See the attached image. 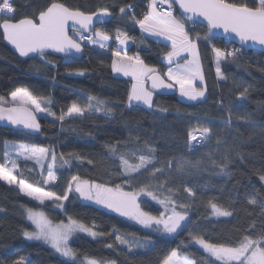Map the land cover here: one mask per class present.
<instances>
[{
	"label": "trees",
	"instance_id": "1",
	"mask_svg": "<svg viewBox=\"0 0 264 264\" xmlns=\"http://www.w3.org/2000/svg\"><path fill=\"white\" fill-rule=\"evenodd\" d=\"M51 0H14L15 19L32 16L44 9ZM72 9L85 13L108 7L113 18L100 26L112 35L108 51L82 42L85 55L73 60L51 53L41 61L21 58L4 42L0 31V97L10 100L12 91L28 88L34 95L51 99L47 105L59 116L67 112L73 103L86 106L89 97H96L112 108L111 118L103 113H86L82 119L65 118L60 121L47 114L39 117L41 129L27 133L0 125V163L4 162L5 149L9 145L27 144L54 150L57 156L64 154L70 164L61 166L57 161L58 182L52 186L43 184L38 166L32 161L18 160V174L45 190L63 195L72 175L96 182H121L115 173L108 145L120 149L143 148L145 142L155 148L156 167L164 169L159 181L149 173L138 176L133 186L151 183L162 184L173 189L172 194L185 202L191 201L184 188L191 187L196 193L195 202L188 208L185 227L175 236H166L144 228L102 206L84 203L78 194L70 193L63 201L64 208L53 201L40 204L19 191L18 188L0 181V264H12L24 256L29 264H71L52 248L23 236L24 231L33 230L27 220L26 209L42 210L54 222H66L69 215L88 225L93 222L98 230L119 233L136 239L143 247L120 245L115 235L97 237L83 233L75 234L70 242L77 253L75 264H85V258H96L103 264H161L172 251L178 250L181 257L187 256L196 264H212L213 258L192 244V233L201 234L213 242H232L247 232L254 236L264 230V54L256 52L257 58L241 60L226 57L220 68L225 79L216 75V57L211 47H225V41L211 37L209 30L199 24L184 21L193 39L197 36L200 62L203 69L207 97L200 102L174 101L172 97L155 95L153 109L140 106L128 108L127 95L131 80L119 77L111 71L112 51L116 50L117 30L127 32L134 38L129 47L130 56L139 57L149 66L163 74L167 68L165 53L170 45L142 33L132 22L146 11L148 0H59ZM252 6L258 0H235ZM134 4L133 13L127 8ZM125 7L121 19L119 9ZM174 15L180 16L179 11ZM192 25V29L189 26ZM207 36L208 39L204 37ZM85 72L82 76L76 72ZM247 87L243 98L238 93ZM246 117L247 119H243ZM212 129L211 140L194 152L188 151V133L196 129ZM76 154L83 160L72 159ZM228 158L226 173H220L219 165ZM92 163H88V160ZM216 163L213 164L212 161ZM184 162V168H180ZM193 165H197L193 167ZM171 173V175H169ZM128 190V185H125ZM157 195L166 193L157 192ZM256 198L251 205L247 199ZM142 208L158 214L162 207L151 198L139 197ZM208 201L217 203L233 212L231 217H215ZM112 244L113 247H107Z\"/></svg>",
	"mask_w": 264,
	"mask_h": 264
},
{
	"label": "snow or ice",
	"instance_id": "2",
	"mask_svg": "<svg viewBox=\"0 0 264 264\" xmlns=\"http://www.w3.org/2000/svg\"><path fill=\"white\" fill-rule=\"evenodd\" d=\"M164 5H167L165 10ZM178 6V8L176 7ZM131 7V6H129ZM121 19L126 14L125 7L119 9ZM179 11L180 16L174 15ZM112 15L109 8L100 7L96 12L85 13L79 9H72L59 0L51 2L37 14L15 19V8L10 0H0V31L3 39L6 40L20 57L34 59L39 57L45 61V57L51 53H59L64 56H72L73 53H82V42L87 41L89 45L107 50L108 41L112 35L97 25L105 23V17ZM201 18L206 21L209 32L222 29L225 34L231 33L239 38L241 42L252 41L264 45V0H258L249 6L247 3H236L235 0H148L146 11L142 17H132V22L139 27L142 33L149 36L162 37L170 42L164 59L169 67L166 73L160 74L155 67L147 65L139 55L130 56L126 51L113 50L111 71L114 74H122L131 78V87L128 90L127 101L129 107L133 102L143 104L147 108H153L154 90L172 89L178 87L179 95L188 101L206 99V87L196 86V81L204 83L202 66L198 53L197 41L199 36L193 39L186 28L185 20H196ZM71 33V34H70ZM208 39L207 36L204 37ZM130 39L127 32L117 30L115 40L120 46H126ZM212 51L216 57V75L220 80L225 77L220 68L221 59L228 56H235L236 51L225 52L221 48L213 46ZM183 56V63L180 62ZM175 65L174 67L172 65ZM83 75V72H79ZM166 77V80L165 78ZM249 91L244 87L238 93L243 98ZM10 102L0 97V121H7L10 125L23 126L24 129H31L39 132L41 124L37 113H46L60 121L61 125L65 118L82 119L86 113H103L111 118L112 108L104 101L96 97H89L86 106L73 103L67 112L59 116L47 105H51L49 98L34 95L28 88L19 87L10 94ZM243 119H247L243 117ZM212 129L204 127L188 133L189 141H196L203 144L211 140ZM110 158L115 165V173L122 178L121 182H96L83 179L79 175H72L67 183L63 195L53 190H45L39 184L28 182L18 174V159L34 161L41 170L42 177L47 163L46 177L43 184H55L57 176L54 169L59 160L61 166L69 165V159L64 154L58 157L54 150L44 147L28 146L24 144L13 145L15 159L5 149L4 162L0 163V181L16 185L21 193L44 204L46 200L53 201L57 207L63 209V201L69 200V194H78V198L89 201L95 205L102 206L121 217L135 221L144 228H150L164 234H174L188 220V208L195 202L197 193L191 187L184 188L187 197L191 201L185 202L172 194L173 189L168 187V182L162 184L151 183L144 185H132V181L138 176L149 173L150 176L159 181L164 175V169L156 167L157 157L155 148L145 142L143 148L120 149L116 145H108ZM72 159L83 160V157L69 153ZM88 163H92L89 159ZM216 163L215 160L212 161ZM229 160L226 157L219 165L220 173L227 172ZM197 165H193L196 167ZM180 168H184V162H180ZM171 175V173H169ZM264 181V175L260 177ZM128 185V190H125ZM166 193L157 195L156 193ZM150 197L163 207V211L152 214L142 208L139 197L141 195ZM247 203L255 205L256 198L250 197ZM211 214L217 217H231L233 212L208 201ZM264 207V205H262ZM27 219L34 226L31 231H24L23 236L27 240L43 241L56 253L75 264L77 253L70 247L69 239L75 233H86L93 239L115 235V240L129 251L133 248L143 247L138 240L119 233H108L98 230L93 222L86 224L79 218L69 215L67 223L61 221L55 225L42 210L27 208ZM191 239L195 244L200 245L210 258L212 264H264V230L254 236L251 232L243 234L232 242H213L201 234L192 233ZM112 248V244H107ZM12 264H29L24 256L17 257ZM85 264H103L96 258H85ZM161 264H196L193 259L186 255L181 257L178 250H172L161 262Z\"/></svg>",
	"mask_w": 264,
	"mask_h": 264
},
{
	"label": "water",
	"instance_id": "3",
	"mask_svg": "<svg viewBox=\"0 0 264 264\" xmlns=\"http://www.w3.org/2000/svg\"><path fill=\"white\" fill-rule=\"evenodd\" d=\"M176 7L178 8V6H176ZM112 18H113V15H110L108 17H105L104 18L105 19V23L104 24L97 25V26L100 27V26L106 25L108 22L111 21ZM186 21L193 22V23H196V24H199V25H202V26L206 27V21H202L201 18H196L195 21L194 20H186ZM209 34H210L211 37H217V38H220V39H224V40L229 41L232 44H235L237 46H241V47H243V48H245L247 50H250V51H258V52H261V53L264 54V45H260V44H258L256 42H252V41L241 42L239 40V38L236 37L234 34H231V33L225 34L222 29L212 30L211 32H209ZM4 42L16 54H18L16 52V50L13 48L12 45H10L6 40H4ZM82 46H83V52L82 53H73L72 56H64L63 54H59V53H54V54L61 55L63 57L70 58V59H73V60H80L85 55L84 45H82ZM21 58L28 59V58H25V57H21ZM165 80H166V78H165ZM154 93L156 95H160V96H163V97H172V96H175L177 94V87H174L172 89H159V90H154ZM0 125L1 126H4V127H7V128L15 129V130H18V131L27 132V133H37V132H35V131L31 130V129H24L23 126L10 125L7 121H0Z\"/></svg>",
	"mask_w": 264,
	"mask_h": 264
},
{
	"label": "rangeland",
	"instance_id": "4",
	"mask_svg": "<svg viewBox=\"0 0 264 264\" xmlns=\"http://www.w3.org/2000/svg\"><path fill=\"white\" fill-rule=\"evenodd\" d=\"M165 7H167V5H164ZM190 35V34H189ZM190 37H192L191 35H190ZM152 38H154L155 40H163V39H160V38H162V37H155V36H152ZM166 43H168L169 45H170V42L169 41H167ZM133 44V39H130L129 40V42H128V44L126 45V46H120V45H118V43H117V48H116V50H120V51H122V52H124V51H126L127 52V54L128 55H130L129 53H128V49H129V47L131 46ZM99 48V47H98ZM198 53H199V51H198ZM132 56H135V55H132ZM200 57V56H199ZM164 62L166 63V65H167V68H166V70H165V73L167 72V69H168V67H169V65H168V63H167V61L164 59ZM180 62L181 63H183V56L181 57V59H180ZM173 67L175 66L174 64L172 65ZM202 66V65H201ZM79 72H83V71H79ZM79 72H76L74 75H77V76H82V75H79L78 73ZM202 73H203V69H202ZM85 74V72H83V75ZM115 75H117V76H119V77H123V78H127V79H129V80H131V78L130 77H125V76H123L122 74H115ZM203 76H204V74H203ZM166 78V77H165ZM196 86H198V87H206L205 86V80H204V83L203 84H201V82L199 81V80H197L196 82ZM155 93H154V95H153V102H154V99H155ZM206 97H207V89H206ZM10 100H11V97H10ZM10 100L8 101V102H10ZM172 100H174V101H184V102H200V101H203V100H205V99H201V100H198V101H188V100H186L185 98H182L180 95H179V90H178V87H177V94H176V98H172ZM136 106H140V107H143V108H146V109H149V108H147L145 105H143V104H139V103H136V102H133V104H132V106L131 107H129V104H128V102H127V107L128 108H132V107H136ZM153 107H154V103H153ZM151 109H153V108H151ZM150 110V109H149ZM46 113H37L36 115H37V117L39 118V117H41V116H43V115H45ZM193 144H195L196 146H199L200 144L199 143H197L196 141H193L192 142ZM204 144V143H203ZM14 145H20V144H14ZM24 145H27V144H24ZM202 145V144H201ZM12 146L13 145H9V149H8V151H9V153L11 154V156H12V158H16L15 157V152L13 151V148H12ZM28 146H31V145H28ZM199 149V148H198ZM18 160H23V161H25L22 157L21 158H19ZM32 162H34V161H32ZM49 161H45L44 163H45V171H44V177H46V169H47V163H48ZM35 163V162H34ZM38 166V165H37ZM38 168H39V166H38ZM57 168V167H56ZM56 168L54 169V171H55V173H56ZM39 171L41 172V170H40V168H39ZM3 182H5V181H3ZM57 182H58V178H57ZM56 182V183H57ZM6 184H8L7 182H5ZM55 183V184H56ZM55 184H47L46 186H49V187H52V186H54ZM8 185H10V184H8ZM10 186H13V187H16V185H14V184H12V185H10ZM17 188V187H16ZM26 196V195H25ZM28 197V196H27ZM30 198V197H29ZM150 198V197H149ZM47 201H50V200H46L45 202H47ZM81 201L82 202H84V203H92V202H89V201H83L82 199H81ZM156 204H158L157 202H155ZM161 206V205H160ZM162 207V206H161ZM162 211H163V207H162ZM47 216V215H46ZM26 217H27V213H26ZM48 217V216H47ZM215 217H217V216H215ZM49 218V217H48ZM125 219H128V218H126V217H124ZM50 219V218H49ZM28 220V219H27ZM51 220V219H50ZM128 220H130V219H128ZM29 221V220H28ZM52 221V220H51ZM130 221H133V220H130ZM30 222V221H29ZM53 222V225H55V224H57L58 222H54V221H52ZM134 223H136L135 221H133ZM31 223V222H30ZM65 223H67V221L65 222ZM137 224V223H136ZM139 225V224H138ZM141 226V225H140ZM34 227V226H33ZM143 227V226H142ZM147 229H150V228H147ZM182 229V228H181ZM181 229H179L176 233H174V234H164V233H162V232H158V233H160V234H163V235H166V236H175V235H177L180 231H181ZM151 230H153V229H151ZM157 232V231H156ZM75 234H78V233H75ZM75 234H73V236L69 239V245H70V242H71V240L73 239V237H74V235ZM83 234H86V233H83ZM35 241V240H34ZM38 242H41V243H43V241H38ZM44 245H46V246H48V247H50L49 245H47V244H45V243H43ZM192 244L193 245H195V246H197V247H199L202 251H203V249L201 248V246L200 245H197V244H195V242L194 241H192ZM51 248V247H50ZM54 250V249H53ZM55 251V250H54ZM59 254V253H58ZM207 254V253H206ZM60 255V254H59ZM61 256V255H60ZM62 257V256H61ZM62 258H64V257H62ZM64 259H66V258H64ZM68 260V259H67ZM109 264H112V263H109Z\"/></svg>",
	"mask_w": 264,
	"mask_h": 264
},
{
	"label": "built area",
	"instance_id": "5",
	"mask_svg": "<svg viewBox=\"0 0 264 264\" xmlns=\"http://www.w3.org/2000/svg\"><path fill=\"white\" fill-rule=\"evenodd\" d=\"M10 2L13 4L14 3V0H10ZM131 6V7H129ZM127 8V11L129 13H133L134 9H135V6L134 4H130ZM165 10L167 9V7H165ZM175 13V12H174ZM189 28L192 29V25L189 26ZM225 41V47L224 48H221L222 50H224L225 52H232L234 50H238L236 51V54L235 56H228V57H233V58H240L241 60H245V59H253V60H256L257 58V54H256V51H250V50H247L241 46H237L235 44H231L229 41L227 40H224ZM87 42V41H85ZM110 47H108L107 49H109ZM213 48V46L211 47V49ZM220 48V47H218ZM193 142V141H192ZM192 142H188V151L189 152H194L196 151L198 148H200L202 145L200 144L199 146H196L195 144H193Z\"/></svg>",
	"mask_w": 264,
	"mask_h": 264
},
{
	"label": "crops",
	"instance_id": "6",
	"mask_svg": "<svg viewBox=\"0 0 264 264\" xmlns=\"http://www.w3.org/2000/svg\"><path fill=\"white\" fill-rule=\"evenodd\" d=\"M144 34H146V33H144ZM147 36H149L148 34H146ZM149 37H151L152 38V36H149ZM160 39H163V38H160ZM111 41H112V39L110 40V41H108L107 43H108V45L111 43ZM159 41H161V42H167L166 40H159ZM115 48H117V43H116V45H115ZM102 50H105V49H102Z\"/></svg>",
	"mask_w": 264,
	"mask_h": 264
}]
</instances>
